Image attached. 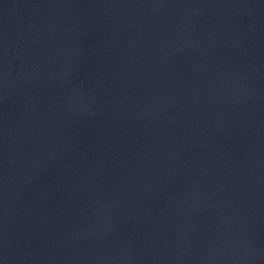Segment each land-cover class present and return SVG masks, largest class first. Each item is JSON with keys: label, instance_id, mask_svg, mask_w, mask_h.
Instances as JSON below:
<instances>
[{"label": "water", "instance_id": "obj_1", "mask_svg": "<svg viewBox=\"0 0 264 264\" xmlns=\"http://www.w3.org/2000/svg\"><path fill=\"white\" fill-rule=\"evenodd\" d=\"M0 264H264V0H0Z\"/></svg>", "mask_w": 264, "mask_h": 264}]
</instances>
